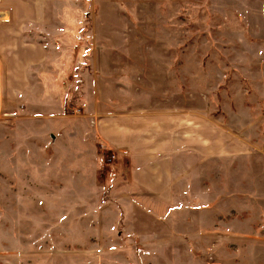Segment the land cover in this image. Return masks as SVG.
Here are the masks:
<instances>
[{"label":"rangeland","instance_id":"rangeland-1","mask_svg":"<svg viewBox=\"0 0 264 264\" xmlns=\"http://www.w3.org/2000/svg\"><path fill=\"white\" fill-rule=\"evenodd\" d=\"M0 14V264H264V0Z\"/></svg>","mask_w":264,"mask_h":264},{"label":"crops","instance_id":"crops-1","mask_svg":"<svg viewBox=\"0 0 264 264\" xmlns=\"http://www.w3.org/2000/svg\"><path fill=\"white\" fill-rule=\"evenodd\" d=\"M38 51L39 53H47V49L45 47H40L38 48ZM41 58V56H40ZM22 59L20 58V55H18L17 57V61L19 62H23V60L21 61ZM43 61V60H42ZM35 69V68H34ZM36 70V69H35ZM48 70V69H46ZM46 70L43 71V68H40L39 71L36 70L35 72V75H30L28 70L25 68V67H20L19 69L17 68V71H16V76H17V79L18 82L17 84H22V82L24 83H29V79L30 77L34 79V83H39V84H55V85H58V83L62 82V80L67 76V73H66V69H63V71L60 73H54V74H51V72H47ZM22 80V82H21ZM118 129H120V127L118 126ZM120 133V132H119ZM117 134L115 133L114 134V139L115 138H118L116 136ZM62 139V138H61ZM59 142V141H58Z\"/></svg>","mask_w":264,"mask_h":264},{"label":"built area","instance_id":"built-area-1","mask_svg":"<svg viewBox=\"0 0 264 264\" xmlns=\"http://www.w3.org/2000/svg\"><path fill=\"white\" fill-rule=\"evenodd\" d=\"M0 18H1V14H0Z\"/></svg>","mask_w":264,"mask_h":264}]
</instances>
